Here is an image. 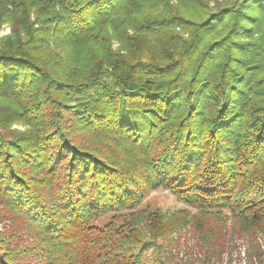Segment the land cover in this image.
<instances>
[{
    "label": "trees",
    "instance_id": "trees-1",
    "mask_svg": "<svg viewBox=\"0 0 264 264\" xmlns=\"http://www.w3.org/2000/svg\"><path fill=\"white\" fill-rule=\"evenodd\" d=\"M6 26L0 199L48 264H139L140 219L181 226L135 211L159 188L264 233V0H0Z\"/></svg>",
    "mask_w": 264,
    "mask_h": 264
},
{
    "label": "rangeland",
    "instance_id": "rangeland-1",
    "mask_svg": "<svg viewBox=\"0 0 264 264\" xmlns=\"http://www.w3.org/2000/svg\"><path fill=\"white\" fill-rule=\"evenodd\" d=\"M9 33L10 28L6 26L0 37ZM129 33L133 34L132 31ZM113 48H119L116 40ZM144 209L159 211L169 223L181 221V226H173L154 237L153 230L143 227L149 220L140 219L137 229L142 231L143 242L153 244L145 249L139 264H264V233L242 232L240 223L234 221L227 209L205 212L161 188L149 192L135 211ZM121 214L128 213L122 211ZM112 216L101 217L96 225L109 223ZM24 222V216L8 211L0 199V239L10 248L21 250L18 259L24 258L32 264H48L52 260L48 258L49 252L46 253L49 244L37 234H26ZM60 251L63 256L72 257V252L63 245Z\"/></svg>",
    "mask_w": 264,
    "mask_h": 264
}]
</instances>
